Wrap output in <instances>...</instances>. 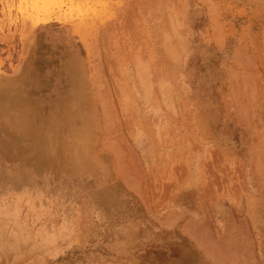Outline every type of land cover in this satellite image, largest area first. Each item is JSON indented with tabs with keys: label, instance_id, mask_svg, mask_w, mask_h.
Here are the masks:
<instances>
[{
	"label": "rangeland",
	"instance_id": "rangeland-1",
	"mask_svg": "<svg viewBox=\"0 0 264 264\" xmlns=\"http://www.w3.org/2000/svg\"><path fill=\"white\" fill-rule=\"evenodd\" d=\"M25 1L0 0V264H264V0Z\"/></svg>",
	"mask_w": 264,
	"mask_h": 264
},
{
	"label": "bare ground",
	"instance_id": "bare-ground-1",
	"mask_svg": "<svg viewBox=\"0 0 264 264\" xmlns=\"http://www.w3.org/2000/svg\"><path fill=\"white\" fill-rule=\"evenodd\" d=\"M8 1V0H7ZM14 1V0H13ZM68 1V0H67ZM24 2L26 3V1L24 0ZM60 2V1H59ZM3 3V2H2ZM7 4V3H6ZM29 4V3H28ZM55 4V1H53V0H30V6H31V9H32V11H33V15H35L36 16V20H42V19H44L45 21H49V19H50V17H49V15H50V13H51V10H52V7H53V5ZM57 4V3H56ZM64 4V3H63ZM73 4H74V2H73ZM58 6V5H57ZM62 7V6H61ZM3 8V7H2ZM21 8V7H20ZM26 8V7H25ZM82 8V7H81ZM78 9V8H77ZM80 9V8H79ZM18 10H19V7H18ZM23 10V9H22ZM70 10V9H69ZM6 11V10H5ZM14 11V10H13ZM20 11V10H19ZM30 11V10H29ZM72 11V10H71ZM1 12V11H0ZM81 12V11H80ZM4 13H6V12H4ZM27 13V12H26ZM32 13V12H31ZM53 13H54V11H53ZM22 15V14H21ZM31 15V14H30ZM1 16V15H0ZM12 16H14V15H12ZM12 16H11V18H12ZM34 16V17H35ZM65 16H66V13H65ZM68 16V15H67ZM0 18H2V17H0ZM18 18H20V16L18 15ZM6 19V18H5ZM71 19V18H70ZM12 21V20H11ZM60 21V20H59ZM65 21V20H64ZM63 21V22H64ZM15 23V22H14ZM25 23V22H24ZM27 23H28V21H27ZM79 23V22H78ZM17 24V23H16ZM15 24V25H16ZM19 24H20V22H19ZM34 24V23H33ZM11 25V24H10ZM18 25V24H17ZM16 25V26H17ZM71 25V24H70ZM32 27V26H31ZM72 27V26H71ZM19 28V27H18ZM5 29V28H4ZM9 29V28H8ZM16 29V28H15ZM5 30H3V32H4ZM7 31V30H6ZM19 31V30H18ZM17 32V31H16ZM15 32V33H16ZM4 34H5V32H4ZM25 34V33H24ZM27 34V33H26ZM3 38H4V36H3ZM27 41V40H26ZM2 42V41H1ZM10 42V41H9ZM94 48H95V46H94ZM85 50V49H84ZM9 56V55H8ZM23 56V55H22ZM23 60V59H22ZM2 65V64H1ZM89 65V64H88ZM73 74V73H72ZM93 74V73H92ZM1 76V75H0ZM72 77V76H71ZM1 84H4V82L2 81V83ZM6 84H10V81H9V83L7 82ZM1 86V85H0ZM4 86H6V85H2V87H4ZM82 89V88H81ZM100 89V88H99ZM100 92V91H99ZM100 93H102V92H100ZM103 94H104V92L102 93V96H103ZM4 95V94H3ZM1 97V96H0ZM3 99L1 100V101H3V108L4 107H13L14 105H16V104H21V101L20 100H18V99H14L13 98V96H3L2 97ZM102 98V97H101ZM105 104V103H104ZM101 106V105H100ZM1 109V108H0ZM100 109V108H99ZM101 110V109H100ZM108 110V109H107ZM1 111V110H0ZM1 114H2V112H1ZM107 114V113H106ZM3 117V116H2ZM18 118H20V119H18ZM16 120H10L9 121V123L10 124H12L14 127H18V126H21V124H23V125H25L24 124V121H25V118L23 117V118H21V116L20 117H18ZM4 119H6V118H4ZM11 125V126H12ZM5 126H7V124L5 125ZM2 127V126H1ZM4 127V126H3ZM25 130L26 131H28V130H31V129H29V127L26 125L25 127ZM9 130V129H8ZM12 132V131H11ZM14 133V132H13ZM54 147V146H53Z\"/></svg>",
	"mask_w": 264,
	"mask_h": 264
}]
</instances>
